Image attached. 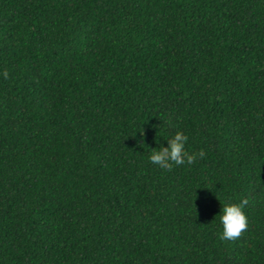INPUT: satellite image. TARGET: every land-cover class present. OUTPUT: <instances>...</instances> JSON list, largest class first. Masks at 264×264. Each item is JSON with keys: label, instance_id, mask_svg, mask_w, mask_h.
<instances>
[{"label": "trees", "instance_id": "trees-1", "mask_svg": "<svg viewBox=\"0 0 264 264\" xmlns=\"http://www.w3.org/2000/svg\"><path fill=\"white\" fill-rule=\"evenodd\" d=\"M0 264H264V0H0Z\"/></svg>", "mask_w": 264, "mask_h": 264}, {"label": "clouds", "instance_id": "clouds-1", "mask_svg": "<svg viewBox=\"0 0 264 264\" xmlns=\"http://www.w3.org/2000/svg\"><path fill=\"white\" fill-rule=\"evenodd\" d=\"M5 79L9 73H3ZM143 138V134H142ZM189 138L182 132H178L172 139L167 141V147L154 149L150 155V163L158 166L162 170L171 171L173 166L193 165L196 160L205 156L203 151L189 154L186 150ZM143 145V143H140ZM222 208L218 216L223 231L220 238L224 241H235L240 238L243 232L248 229V218L245 212L248 200H242L238 204L221 202Z\"/></svg>", "mask_w": 264, "mask_h": 264}]
</instances>
